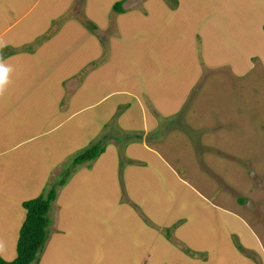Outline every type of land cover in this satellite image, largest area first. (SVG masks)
Wrapping results in <instances>:
<instances>
[{
	"label": "rangeland",
	"instance_id": "obj_1",
	"mask_svg": "<svg viewBox=\"0 0 264 264\" xmlns=\"http://www.w3.org/2000/svg\"><path fill=\"white\" fill-rule=\"evenodd\" d=\"M115 1L0 0V257L55 186L37 264H264V0Z\"/></svg>",
	"mask_w": 264,
	"mask_h": 264
},
{
	"label": "trees",
	"instance_id": "obj_2",
	"mask_svg": "<svg viewBox=\"0 0 264 264\" xmlns=\"http://www.w3.org/2000/svg\"><path fill=\"white\" fill-rule=\"evenodd\" d=\"M123 0H117L112 3V9L116 12H122L121 3ZM91 28H94L92 25ZM264 31V24L262 25ZM12 51V50H11ZM104 151L100 141L84 149L77 156L72 158V163L77 164L85 160H92ZM65 183V177L60 178L58 186ZM55 186L50 187L44 194H39L28 200L21 202L25 209L24 218L18 228L17 239L15 242V257L11 260H4L0 257V264H37V251L42 247L46 237V226L49 223L47 211L51 201L55 198ZM238 250H243L239 244H236ZM187 253L188 250H186ZM192 253V252H191ZM189 253L190 255H192Z\"/></svg>",
	"mask_w": 264,
	"mask_h": 264
},
{
	"label": "crops",
	"instance_id": "obj_3",
	"mask_svg": "<svg viewBox=\"0 0 264 264\" xmlns=\"http://www.w3.org/2000/svg\"><path fill=\"white\" fill-rule=\"evenodd\" d=\"M15 47V46H14ZM21 51H24V49H28L27 47H20ZM13 51H15L14 48H12ZM1 99V96H0ZM1 107V106H0ZM3 110L2 114L0 113V121L4 119L5 116L9 114L5 107H1ZM0 136L2 138L0 139V155H3V152H7L8 150H14L22 146L23 144H26L29 142V140L32 138L33 135H30L26 133L25 131L21 130L20 134H16L14 138H8L7 133L4 129H0ZM6 162H10L8 159H3Z\"/></svg>",
	"mask_w": 264,
	"mask_h": 264
},
{
	"label": "clouds",
	"instance_id": "obj_4",
	"mask_svg": "<svg viewBox=\"0 0 264 264\" xmlns=\"http://www.w3.org/2000/svg\"><path fill=\"white\" fill-rule=\"evenodd\" d=\"M4 47H7V44L4 41H0V50ZM12 72V66L7 64L3 55L0 54V96H3L6 93Z\"/></svg>",
	"mask_w": 264,
	"mask_h": 264
}]
</instances>
